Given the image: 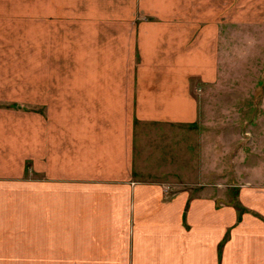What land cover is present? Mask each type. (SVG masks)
Segmentation results:
<instances>
[{
	"label": "crops",
	"instance_id": "0c3cea01",
	"mask_svg": "<svg viewBox=\"0 0 264 264\" xmlns=\"http://www.w3.org/2000/svg\"><path fill=\"white\" fill-rule=\"evenodd\" d=\"M229 10L0 0V264H264L263 185L242 212L141 176L196 122Z\"/></svg>",
	"mask_w": 264,
	"mask_h": 264
},
{
	"label": "rangeland",
	"instance_id": "374dc122",
	"mask_svg": "<svg viewBox=\"0 0 264 264\" xmlns=\"http://www.w3.org/2000/svg\"><path fill=\"white\" fill-rule=\"evenodd\" d=\"M226 2L231 22L217 26L216 79L199 88L198 118L141 176L178 182L165 185L169 194L208 192L244 212L238 190L264 186V16H254L250 0ZM256 18L258 25L244 22Z\"/></svg>",
	"mask_w": 264,
	"mask_h": 264
}]
</instances>
